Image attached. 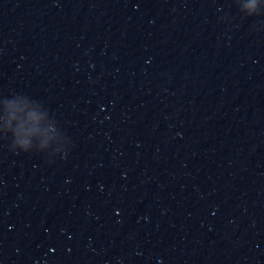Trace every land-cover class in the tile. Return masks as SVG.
I'll list each match as a JSON object with an SVG mask.
<instances>
[{
  "label": "water",
  "instance_id": "95a60500",
  "mask_svg": "<svg viewBox=\"0 0 264 264\" xmlns=\"http://www.w3.org/2000/svg\"><path fill=\"white\" fill-rule=\"evenodd\" d=\"M0 264H264V0H0Z\"/></svg>",
  "mask_w": 264,
  "mask_h": 264
},
{
  "label": "clouds",
  "instance_id": "9594fccd",
  "mask_svg": "<svg viewBox=\"0 0 264 264\" xmlns=\"http://www.w3.org/2000/svg\"><path fill=\"white\" fill-rule=\"evenodd\" d=\"M252 7V5H249ZM11 105L5 106V112L7 113L3 117L4 124L3 128L8 130L11 126L13 120H18V125L13 129L14 133V143L13 148L19 149L21 152H26L31 147V134L34 132V128L30 126V122H34L38 119L36 113L29 112L26 117L20 115V110L16 112H9ZM47 146L46 141H42L39 145L40 148H45Z\"/></svg>",
  "mask_w": 264,
  "mask_h": 264
}]
</instances>
